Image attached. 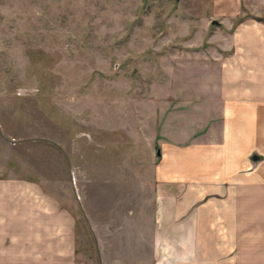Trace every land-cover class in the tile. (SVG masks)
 <instances>
[{
  "label": "rangeland",
  "instance_id": "374dc122",
  "mask_svg": "<svg viewBox=\"0 0 264 264\" xmlns=\"http://www.w3.org/2000/svg\"><path fill=\"white\" fill-rule=\"evenodd\" d=\"M219 17L213 0H0V127L69 154L75 191L47 185L75 214L76 264H153L164 148L218 121Z\"/></svg>",
  "mask_w": 264,
  "mask_h": 264
},
{
  "label": "crops",
  "instance_id": "0c3cea01",
  "mask_svg": "<svg viewBox=\"0 0 264 264\" xmlns=\"http://www.w3.org/2000/svg\"><path fill=\"white\" fill-rule=\"evenodd\" d=\"M213 4L218 121L191 145L164 148L153 264H264V0ZM28 143L0 127V264H76L75 214L47 185L75 191L70 156ZM52 147L63 163L44 158Z\"/></svg>",
  "mask_w": 264,
  "mask_h": 264
},
{
  "label": "water",
  "instance_id": "95a60500",
  "mask_svg": "<svg viewBox=\"0 0 264 264\" xmlns=\"http://www.w3.org/2000/svg\"><path fill=\"white\" fill-rule=\"evenodd\" d=\"M213 23H215V24H217V23H219L217 20H213Z\"/></svg>",
  "mask_w": 264,
  "mask_h": 264
}]
</instances>
